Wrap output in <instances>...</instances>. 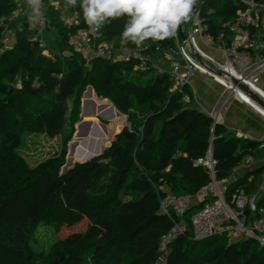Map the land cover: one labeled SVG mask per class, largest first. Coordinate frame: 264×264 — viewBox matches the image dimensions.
<instances>
[{
    "label": "trees",
    "instance_id": "1",
    "mask_svg": "<svg viewBox=\"0 0 264 264\" xmlns=\"http://www.w3.org/2000/svg\"><path fill=\"white\" fill-rule=\"evenodd\" d=\"M56 0H43L48 29H55L58 51L47 55L44 47L32 41L31 14L10 20L16 9L25 10L26 0H0V136L8 148L20 143V129L36 121L50 136L62 132L73 98L78 112L80 92L91 85L108 96L115 107L129 114L137 106L149 113L142 128L124 125L103 152L78 161L61 173L60 156L50 158L49 166L37 176L25 180L0 170V264H106L117 256L124 264H155L160 241L175 223L190 222L193 205L182 215L160 211V199L168 191L195 194L208 185L213 175L196 159L211 147L216 159L214 177L223 180L247 153H258L259 141L229 136L227 127L204 111L189 105L184 95L193 94L187 83L174 89L168 72L158 71L151 58L140 75L135 67L140 60L124 61L98 56L89 63L70 43V35L88 28L84 18L69 21L73 7L65 14L55 9ZM62 6L65 0H57ZM75 7L79 8V0ZM243 3L235 0H204L200 7L205 31L214 41L227 42L231 33L227 22L236 19ZM2 17H5L3 20ZM7 28L14 43L6 46L2 38ZM124 19L116 18L99 28L100 40L121 36ZM264 41V29H263ZM141 54H164L175 44V37L151 39L136 45ZM70 52L68 56L66 52ZM264 54V48L261 50ZM79 58V59H78ZM144 73H151L143 79ZM40 98L36 105L34 99ZM77 108V109H76ZM110 113V112H108ZM119 125L118 122L115 123ZM262 169H254V178L238 177L228 187V195L244 187L252 190ZM96 189L105 194L98 210L86 208V198ZM128 189L132 198L120 197ZM65 196L80 213L72 223L88 219L86 228L68 234L63 241L69 249L63 259L34 262L31 235L45 220L57 200ZM191 230L168 243L166 264H264V246L255 238L231 241L227 233L202 239L191 237Z\"/></svg>",
    "mask_w": 264,
    "mask_h": 264
},
{
    "label": "built area",
    "instance_id": "2",
    "mask_svg": "<svg viewBox=\"0 0 264 264\" xmlns=\"http://www.w3.org/2000/svg\"><path fill=\"white\" fill-rule=\"evenodd\" d=\"M42 1L40 0V18L38 20L31 19L30 27L33 29L32 41L46 48L47 42L43 39L42 29H48L50 19L43 12ZM235 1L243 3V7L237 11L234 21L227 22L231 38L227 42H220L223 53L221 57L208 53L199 41L200 35L212 37L205 31V25L202 21L200 14L202 2L196 0L191 31L183 39L177 28L175 44L165 49L164 54H162L170 67L160 71L170 74L174 82V89H181L183 84L189 81L193 70L199 71L211 77L229 94L240 98L264 118V106L254 97L255 95L264 101V89L260 85L261 74H259L260 72L253 73L264 69V54L261 51L264 48L262 38L264 0ZM52 4L55 9L65 14V4L62 6L57 0L53 1ZM29 9L30 7L27 5L25 10H14L10 20L22 18L26 13L31 14ZM2 19L4 20L5 17ZM82 19V9L73 7L69 21L79 23ZM13 36V31L7 28L2 42L7 45ZM100 39V30L93 29L91 26L71 34L69 38L72 48L84 57L96 54L124 61L140 60V65L135 67V70L147 68V59L150 57L141 54L139 46L131 45L127 40H122V36L110 40ZM254 53L257 54L255 59H253ZM180 61L185 63L186 70H183ZM183 100L189 102L191 99L189 95H184ZM243 139L253 140L254 138L244 137ZM255 140L259 141L258 153H247L231 172H243L238 177L248 175L249 180H252L254 176L251 172L257 168L262 169L260 173L262 178L258 184L255 183L252 190L247 191L241 187L229 196L228 187L234 179L231 175L223 180H217L214 177L217 161L213 156L211 147H209L204 155L196 159V164L204 166L211 172L212 181L195 194H174L168 191L160 199V211L168 215L176 214L182 217L187 209L206 201L202 207L194 211L190 222L187 223L188 229L192 231V238L202 239L213 234L227 233L231 241L255 238L259 244L264 246V138ZM250 173L251 175H249ZM186 230L184 219H181L162 236L160 241L161 255L155 264H166L165 258L169 251L168 243L184 234Z\"/></svg>",
    "mask_w": 264,
    "mask_h": 264
},
{
    "label": "rangeland",
    "instance_id": "3",
    "mask_svg": "<svg viewBox=\"0 0 264 264\" xmlns=\"http://www.w3.org/2000/svg\"><path fill=\"white\" fill-rule=\"evenodd\" d=\"M202 1L203 0H200V2ZM31 16L33 19L37 20L40 18V15L37 18L33 12H31ZM192 21L193 16L187 20L186 26L191 25ZM42 30L44 33L43 39H45L47 42V47L45 48L44 52L49 56H53L58 51L59 41L56 38L57 32L55 29L44 28ZM6 46H12V41H10ZM69 53V51L66 52L68 56L76 57L72 54L69 55ZM97 57L98 55L96 54H90L87 56L86 58L88 64L94 62ZM156 69L158 70V67H156ZM141 73L142 71L140 70L136 71L137 75H140ZM150 75L151 73H144L142 78L145 79ZM89 86L90 84L85 85L81 90H79L81 95L80 105L78 109L76 108L78 111L76 113L73 111V98H71L72 103L70 102L68 105V116L66 117V123L60 134L50 136L37 125L36 121H31L21 127L20 143L13 149L8 148V146L3 143L0 136V170L14 173L20 177V179L25 180L37 176L41 171L45 170L49 166V159L57 156L62 158V164L60 165V170H62L67 161L71 143L75 142L76 140L79 141V144L76 147L74 159H85L84 155L79 156L78 147L82 146L81 141L84 139H89L92 133H88L89 135L82 137L76 136L78 123L83 119H91L100 125L101 130L104 133L100 146L101 152H103L105 147H108L111 144L115 134L119 132L124 125L139 126L140 129L142 128V124L149 113L147 106H137L129 114L118 113V109L116 107L110 111L111 105L114 104L113 101L103 93H99L95 88L92 90L91 98L97 104L104 103L107 104V106L102 110H97L95 115H82L84 100L88 99L87 97H85L84 100L82 98ZM39 99L40 98L34 99L32 105H36ZM91 108V105H87L85 110L89 112ZM102 111L106 113L108 119H104V117L100 115ZM116 122H118L119 125H116ZM102 123L107 124V130L101 126ZM92 129H90L89 132H91ZM83 148L88 150L87 147ZM241 174H243V172H233L231 173V177L236 179ZM249 175H251V173ZM261 178L262 175L259 174L256 180L257 184L260 182ZM120 197L132 198L134 195L130 194L128 189H123L121 191ZM103 199H105V194L96 189L86 198V208L95 210L100 209L101 200ZM79 213L80 212L74 208V203L71 199L62 196L57 200L56 204L48 212L45 220L31 235V244L36 253L34 262L37 263L63 259L69 249L68 245L65 244L63 239L72 232L84 230L88 223V219L86 217L79 222H71L70 219H76ZM184 224L186 229H188L189 225L185 219ZM162 257L164 258V256ZM106 264H124V262L119 263L118 257L112 256L106 259Z\"/></svg>",
    "mask_w": 264,
    "mask_h": 264
},
{
    "label": "clouds",
    "instance_id": "4",
    "mask_svg": "<svg viewBox=\"0 0 264 264\" xmlns=\"http://www.w3.org/2000/svg\"><path fill=\"white\" fill-rule=\"evenodd\" d=\"M77 3L78 0H65V8L75 7ZM195 3L196 0H79V8L93 29L123 18L122 40L141 45L149 39L175 37L177 27L189 20ZM27 5L38 18L40 0H27Z\"/></svg>",
    "mask_w": 264,
    "mask_h": 264
},
{
    "label": "crops",
    "instance_id": "5",
    "mask_svg": "<svg viewBox=\"0 0 264 264\" xmlns=\"http://www.w3.org/2000/svg\"><path fill=\"white\" fill-rule=\"evenodd\" d=\"M30 12H32L31 8ZM191 29V25L186 26L185 23L183 26L184 34H188ZM11 41L13 44L14 38ZM199 41L202 47L211 55L222 56V44L219 41H214L204 35L199 36ZM253 55V59H255L257 54L254 53ZM149 57L154 65L158 67V70L170 67V64L161 54H153ZM180 62L183 65V70H186L187 66L185 63L183 61ZM261 70L253 73L260 72V85L264 89V69ZM187 85L193 94V98L188 104L211 115L214 121L223 123L228 129L227 134L229 136L254 139L264 138V118L247 106L240 98L229 94L211 77L193 70Z\"/></svg>",
    "mask_w": 264,
    "mask_h": 264
},
{
    "label": "water",
    "instance_id": "6",
    "mask_svg": "<svg viewBox=\"0 0 264 264\" xmlns=\"http://www.w3.org/2000/svg\"><path fill=\"white\" fill-rule=\"evenodd\" d=\"M195 9H196V4L193 6V10L192 13L190 14V17H192L195 13ZM187 21L182 22L177 28L179 30V33L181 35V37L183 39L186 38V35L183 32V26L185 25ZM92 90H93V86H89L88 90L84 93L83 95V100L85 97H87L88 99L84 100L83 103V110H82V115L86 116V115H95L97 110H102L103 108H105L107 106V104L101 103V104H97L92 98ZM254 97L264 106V101H262L259 97L255 96ZM87 105H91L92 108L91 110L88 112L86 111V107ZM115 108L114 104L111 105L110 111L113 110ZM118 113H121L118 110ZM100 115L102 117H104V119H108V117L106 116V113L104 111H102L100 113ZM101 126L107 130V124L106 123H102ZM93 128V129H92ZM90 129H92L91 132ZM141 129L137 128L136 131L139 132ZM91 134V137L89 139H84L81 141V144L83 147H87L88 150H86L85 148H83L82 146L78 147V153L79 156L84 155L85 159H81V160H75L74 159V154H75V150L76 147L79 144V141L76 140L75 142L71 143V147H70V151L67 157V161L65 163V165L63 166L61 173H65L67 172V170L69 168H71L76 162L78 161H84V160H88L94 156H97L101 153V140L102 137L104 135L103 131L101 130L100 125L97 122H94L91 119H83L81 122L78 123V127H77V131H76V136L77 137H82V136H86ZM110 144V143H109Z\"/></svg>",
    "mask_w": 264,
    "mask_h": 264
}]
</instances>
